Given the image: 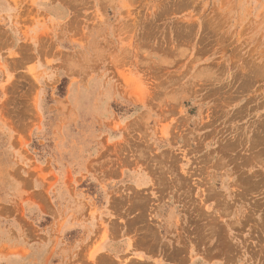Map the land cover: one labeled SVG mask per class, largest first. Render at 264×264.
<instances>
[{
	"label": "rangeland",
	"instance_id": "374dc122",
	"mask_svg": "<svg viewBox=\"0 0 264 264\" xmlns=\"http://www.w3.org/2000/svg\"><path fill=\"white\" fill-rule=\"evenodd\" d=\"M0 264H264V0H0Z\"/></svg>",
	"mask_w": 264,
	"mask_h": 264
}]
</instances>
